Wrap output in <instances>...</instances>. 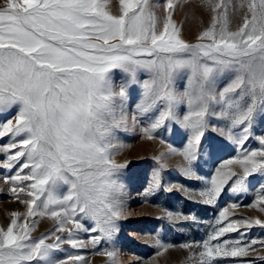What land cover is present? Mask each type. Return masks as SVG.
<instances>
[{
	"label": "snow or ice",
	"instance_id": "6c2138e0",
	"mask_svg": "<svg viewBox=\"0 0 264 264\" xmlns=\"http://www.w3.org/2000/svg\"><path fill=\"white\" fill-rule=\"evenodd\" d=\"M118 2L119 14L108 0L0 3V140L7 138L0 168L9 170L0 179L26 208L0 227V264H89L79 251L88 248L117 264L114 247H102L114 245L126 217L119 177L128 162L116 160L125 147L116 133L136 131L159 137L167 149L153 157L159 166L146 197L175 188L215 205L228 192L239 199L254 189L250 203L219 212L205 239L178 246L189 259L198 251L195 264H264V238L249 235L264 230V134L256 132L264 125V0H203L210 22L195 42L173 20L174 0ZM230 13L241 17L235 30ZM166 131L179 134L182 147L166 143L160 135ZM209 131L221 139L209 138ZM253 139L259 147H247ZM224 141L236 155L222 160L210 179L198 175L200 162L215 164ZM170 156L182 158L183 177L204 187L164 184L167 166L159 162ZM241 206L259 215L229 213ZM161 212L158 218L173 224L196 222ZM37 218L53 227L33 237ZM151 239L156 258L174 247Z\"/></svg>",
	"mask_w": 264,
	"mask_h": 264
},
{
	"label": "rangeland",
	"instance_id": "374dc122",
	"mask_svg": "<svg viewBox=\"0 0 264 264\" xmlns=\"http://www.w3.org/2000/svg\"><path fill=\"white\" fill-rule=\"evenodd\" d=\"M151 3L163 5L166 0H150ZM176 7L172 12V18L177 26L182 28V35L188 42H195V37L199 31L207 27L210 22V13L203 7V0H174ZM2 3V0H0ZM108 8L113 14H119L118 0H108ZM156 13L163 17V8L156 9ZM241 22L239 14L230 13V27L235 28ZM119 74H117V79ZM141 78H144L141 74ZM257 134H264V125H258ZM160 135L166 143L174 147H182V137L179 134L172 135L170 131L161 132ZM209 138L221 139L216 133L209 131ZM117 140L125 147L116 156L118 163H127V167L122 170L119 181L124 185V191L127 193L125 199L126 217L119 221L121 231L115 238L114 245H104L102 247H114L117 252V264H150L156 258V247L152 237H157L163 243L174 245L163 256L156 258V264H195L199 259V252L189 259V251L182 250L178 246L181 243L197 241L200 242L207 237L211 231L218 214L221 210L229 208L233 202L247 204L250 203L254 189L248 193L240 194L237 199L236 194L228 192L222 195L215 205H205L198 199H189L183 192L173 189L171 192L160 190L159 192L145 196L144 192L149 186L152 178L153 169L157 168L158 162L153 159L159 156L167 149L159 143V137L156 140L141 138L139 132H117ZM7 138L0 140V144L6 143ZM226 147L219 151L215 164L200 162L198 175L210 179V174L215 171V167L222 160L230 159L236 155L233 145L224 141ZM249 148L259 147L255 139L247 145ZM181 157L170 156L159 163L166 164L161 175L164 184H181L189 191H199L204 187L202 180H189L183 177L177 165L181 162ZM2 162V157H0ZM9 174V170L0 168V177ZM161 208L183 215L194 216L196 222H181L179 224L170 223L166 219L158 218L164 215ZM13 211L24 212L26 208L21 205L7 191V186L3 179H0V227H5L10 222V213ZM229 213L234 216H256L259 213L256 210L245 206L237 209H229ZM39 223L33 231V237H38L53 227L52 221L47 218H37ZM82 238L86 237L81 234ZM235 237V233L229 234ZM250 237L264 238V230L258 227L253 228L249 233ZM67 247V246H65ZM71 251V250H70ZM80 254L86 256L89 264H108L106 256L96 255L92 248L79 250ZM61 257L63 254H58ZM244 260H255V256L238 258ZM218 264H228L224 260H218Z\"/></svg>",
	"mask_w": 264,
	"mask_h": 264
}]
</instances>
